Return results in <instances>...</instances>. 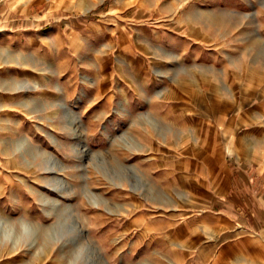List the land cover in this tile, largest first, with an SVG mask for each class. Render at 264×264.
<instances>
[{"label":"rangeland","instance_id":"rangeland-1","mask_svg":"<svg viewBox=\"0 0 264 264\" xmlns=\"http://www.w3.org/2000/svg\"><path fill=\"white\" fill-rule=\"evenodd\" d=\"M258 198L264 0H0V264H236Z\"/></svg>","mask_w":264,"mask_h":264},{"label":"crops","instance_id":"crops-1","mask_svg":"<svg viewBox=\"0 0 264 264\" xmlns=\"http://www.w3.org/2000/svg\"><path fill=\"white\" fill-rule=\"evenodd\" d=\"M72 34V32H71ZM57 37H55V41H57L59 38H61L60 36V33L57 32ZM45 39H48L47 37ZM51 40V39H50ZM22 80V78L18 77V78H14L12 79L10 82H13V83H20ZM37 81V80H36ZM39 82V81H38ZM26 83H29V81L27 80ZM33 83V82H32ZM257 203L255 204V208H253V211H255V214L258 215L259 217H261V220L264 221V199L262 200V198H258V200L256 201ZM249 210H252V209H249ZM243 214V213H242ZM248 215L249 217L252 218V215L248 212ZM226 220L230 221L232 220L230 218V216L228 215V213L226 214H223L222 215ZM255 228V227H254ZM200 229H211V230H215L216 228L214 227H211V226H207L205 225L204 223H201L200 224ZM255 248L254 250L252 249L251 251H248L245 244L239 242V245L240 247L244 250V251H240L239 253V257L241 258V262H238L236 264H264V242H262L261 240L259 239H256L255 240ZM262 242V243H261ZM250 250V249H249ZM244 252L248 253L249 254V260L244 257ZM213 259H218V260H213L212 263L210 264H222V262H220V256L219 254L217 256H213L212 257ZM248 260V262H247Z\"/></svg>","mask_w":264,"mask_h":264}]
</instances>
